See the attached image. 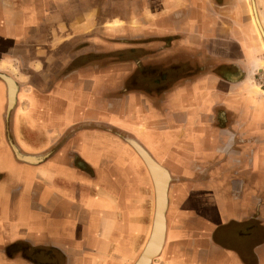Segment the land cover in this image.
<instances>
[{"label": "crops", "instance_id": "1", "mask_svg": "<svg viewBox=\"0 0 264 264\" xmlns=\"http://www.w3.org/2000/svg\"><path fill=\"white\" fill-rule=\"evenodd\" d=\"M262 40L264 0H0V264H137L156 182L149 264H264Z\"/></svg>", "mask_w": 264, "mask_h": 264}, {"label": "water", "instance_id": "2", "mask_svg": "<svg viewBox=\"0 0 264 264\" xmlns=\"http://www.w3.org/2000/svg\"><path fill=\"white\" fill-rule=\"evenodd\" d=\"M0 79H2L7 85H8V116L10 112L12 111L15 99H16V93L18 90L17 84L15 80L4 74L0 73ZM14 153L16 157L24 162L28 163H34L38 162L39 159L27 155H22L20 152L13 146ZM139 151L144 156L146 163L151 170V172L157 175L158 172L162 169H160L151 159L150 157L144 153L140 148ZM157 190H158V210L157 215L155 218V226L153 230V234L150 240V243L148 247L146 248L145 252L143 253L140 261L137 264H149L151 259L154 258L160 251V248L162 246L163 238H164V210L166 206V199H165V183L156 182Z\"/></svg>", "mask_w": 264, "mask_h": 264}, {"label": "rangeland", "instance_id": "3", "mask_svg": "<svg viewBox=\"0 0 264 264\" xmlns=\"http://www.w3.org/2000/svg\"><path fill=\"white\" fill-rule=\"evenodd\" d=\"M255 22L257 24V32H258L259 39H261L262 27H260L258 21L255 20ZM261 44L263 45V49L262 50L264 51V40H262ZM262 58H263V60H258L259 68H261V67L264 68V56ZM257 81H258V83H261V84L264 85V71H261V73L257 75ZM253 88H254V90H257L258 93H264V87H262V86H260L258 84H255Z\"/></svg>", "mask_w": 264, "mask_h": 264}]
</instances>
